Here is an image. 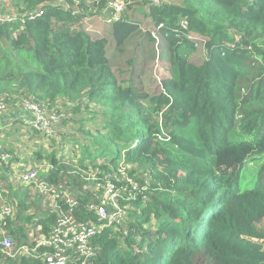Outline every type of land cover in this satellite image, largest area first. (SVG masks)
Returning a JSON list of instances; mask_svg holds the SVG:
<instances>
[{
    "label": "trees",
    "instance_id": "trees-1",
    "mask_svg": "<svg viewBox=\"0 0 264 264\" xmlns=\"http://www.w3.org/2000/svg\"><path fill=\"white\" fill-rule=\"evenodd\" d=\"M50 1L0 0V103L43 104L58 117L57 105L64 108L58 100L83 99L75 112L94 102L102 117L86 118L97 131L80 145L81 157L73 163L55 151L34 152L36 160H46L35 164L39 180L65 193L54 207L39 186L31 202L30 186L11 182V156L2 159L10 152L0 146V190L10 208L0 219V241L11 238L15 249L31 246L29 233L48 234L62 214L79 224L96 221L89 205L98 203V193L91 186L110 174L122 189L128 178L136 184L118 203L134 208L125 207L121 225L91 239L93 257L78 259L71 250L68 264H264V0L131 1L122 19L104 22L112 51L108 39L82 26L90 21L85 16L99 15L110 0H72L65 7ZM139 3L147 5L143 14L151 26L163 24L159 43L164 40L167 48L158 55L166 56L170 76L153 94L140 88L142 71L132 68L137 58L143 67L147 43L154 42L150 30L128 56L127 44L141 30L126 13ZM191 33L206 38L198 66L188 60ZM227 41L236 46L227 47ZM121 57L119 65L130 70L123 82L113 71ZM64 114L62 130L72 120ZM66 198L77 202L72 210L64 206ZM0 264L44 261L0 251Z\"/></svg>",
    "mask_w": 264,
    "mask_h": 264
},
{
    "label": "built area",
    "instance_id": "built-area-1",
    "mask_svg": "<svg viewBox=\"0 0 264 264\" xmlns=\"http://www.w3.org/2000/svg\"><path fill=\"white\" fill-rule=\"evenodd\" d=\"M56 5L65 7L64 4H67L68 1L72 0H51ZM50 1V2H51ZM91 0H88L90 2ZM137 2L138 0H110L106 3V9L102 11L97 16H85L84 19L91 20L93 17L101 18V22L112 23L113 21H118L122 19L123 11L126 6L131 2ZM142 1V0H141ZM140 1V2H141ZM152 3L157 4L158 0H151ZM79 0H75V3L78 4ZM145 7L147 8L146 4ZM73 12L79 11V8L75 5ZM145 8V9H146ZM28 17L30 19L36 17L34 13H29ZM6 19V18H3ZM11 19V18H10ZM184 24L186 22H183ZM163 26L162 23H159L156 26H151L150 33L154 39L156 47L160 46V33L159 30ZM190 38V36H189ZM22 107L32 111V119L27 120V126L29 128H34L39 130L41 133L47 135H52L53 131L49 127V121L53 116H47L46 113L48 110L43 104H36L30 101H25L22 104ZM6 108L5 105L0 103V112ZM50 117V118H49ZM48 125H47V122ZM4 162L10 159V155L5 153L2 155ZM35 168H29V170L18 176L19 182L23 184L34 183L39 186L41 189L48 192L49 196L53 198L52 206H56L57 200L55 199L58 195H65L64 192H55L53 187L52 190H49L47 187L48 182L41 181L38 179L37 171L39 170L37 166ZM77 170V168H76ZM78 172V171H77ZM114 178L110 174L106 178V182L103 184L97 183L94 186H91V189L95 193H98V203L90 204L89 208L96 212L97 218L96 221H93L92 218L88 219L87 222L79 224L71 217L62 214L56 219V223L52 225L48 231V234H42L40 232L38 235L29 233L30 239L34 242L31 246L23 245L20 249H15L13 241L9 237H5L0 241V251L5 252L7 255L14 257L17 251L22 254L33 255L35 257H40L44 261V264H68L69 261H72L71 254L69 252L73 250L72 253L78 254V259L80 258H91L95 255L91 246L89 245L91 239L99 234L104 226H118L121 225L122 218L125 215V206H119V199L122 197L123 191H128L130 195V189L128 187L122 189L117 186L114 181ZM134 188L136 184L131 183ZM129 199V197H127ZM5 201V199H4ZM77 204V202L72 198H66L64 201V206H67L70 210ZM2 207V205H1ZM0 207V208H1ZM111 208V210L108 209ZM10 213L9 206H3L0 209V219L4 218V215ZM36 229L41 230L42 226L37 224ZM44 248L51 250V253L41 252Z\"/></svg>",
    "mask_w": 264,
    "mask_h": 264
},
{
    "label": "rangeland",
    "instance_id": "rangeland-1",
    "mask_svg": "<svg viewBox=\"0 0 264 264\" xmlns=\"http://www.w3.org/2000/svg\"><path fill=\"white\" fill-rule=\"evenodd\" d=\"M147 6V5H146ZM145 3H139L135 5L134 7L131 8L130 13H126L127 17L133 21H135L138 24L140 32L138 34L134 35L128 42L127 47L129 48V57L132 56L133 54L136 53L138 47H136V44L140 42H145V38L143 36L144 31H148L151 29V21L145 17L143 14V9H145ZM130 14V16H129ZM90 22L92 23H98L99 25L97 26L98 31H90L93 34L92 36L94 37H105L108 39V50L112 51L114 49V42L112 39V36L109 34V28L108 26H104L105 23L102 21L101 18L98 17H93L91 18ZM86 30L87 27L82 25ZM191 41L194 43V50L193 52L188 56L189 62L192 64L198 66L200 63H202L203 58H204V40L205 38L198 36L197 34L191 33L190 35ZM147 43V42H146ZM162 47L161 49L166 51V44L163 40V43H161ZM135 48V49H134ZM148 55L146 56V60L144 61L143 67L141 68L139 66V60L138 58L135 61L136 66H132L133 69L136 67L140 69L142 72L140 75H138V84L140 88L144 89L146 92L149 93H157L161 91V85L160 82L165 78L170 76V70H169V65L165 61L166 56L164 58L159 57V50L160 46L156 47L154 42H148L147 43V48H146ZM150 54H153V57H150ZM125 61V57H121L114 62L113 66V71L115 75L117 76L119 82L127 81L129 79V65L123 64L120 66L119 64H122ZM83 101V102H82ZM59 103H63L62 105L64 108H61L60 104L57 106L60 108H57L61 110L60 116H54V114L45 112L47 116H53L51 117L52 119L48 120L49 125L47 122V125L51 128L53 131L52 135H47L45 133H41L40 135L36 132H33L30 128L26 127L25 124H27V120L32 119V111L24 108L22 116L25 118V122L20 123L23 125V129L25 128V131L19 130L18 134L20 138L24 139L25 141H21V147L25 148L27 151H33L36 152L39 147L40 148H46L49 152L55 151L58 155H63L64 161H76L77 158L81 157V150H80V145L85 142L89 138V136H92L97 131V125H95L91 120H86V118L90 116H94L93 121H100L101 120V115L100 114H95L96 112H99L102 108L101 105L98 103H90L87 107H83V112H75L74 107L77 105L80 107L82 103H84L83 99H74V100H67L65 102H61V100H58ZM80 104V105H79ZM96 110V111H95ZM64 111L68 112V116L72 117V120L67 121L66 128H71L74 131V136L76 141H73L72 139H63L60 136V132L62 131L63 123H64ZM96 116V117H95ZM49 117V118H50ZM5 120V119H4ZM5 122H11L9 120H5ZM15 122V121H14ZM7 124V123H6ZM79 126V128H78ZM60 137V140H58ZM44 140L43 143H41ZM41 144V145H40ZM46 144V146L43 147V145ZM60 147H62L64 150H60ZM66 150L67 154L63 153ZM71 151L74 152V157L70 155ZM7 152V151H4ZM30 161H33V163L29 164L28 167L24 170L21 171L20 174H23L29 170V168H35V164H44L46 160H36L34 157V153L31 155V159L27 158V161L25 164L30 163ZM98 164L102 163L103 160L98 159L95 160ZM35 162V163H34ZM78 165V164H77ZM71 166V165H70ZM75 167V166H73ZM72 168V166H71ZM121 168H125L124 165L121 166ZM130 170H136V166L132 164V168ZM78 171V169H77ZM132 183V180L128 178V181L125 183V188L128 187ZM15 186H20V184L17 182H14ZM23 185H28V184H23ZM25 187V186H24ZM23 188V187H22ZM49 190H51L49 188ZM39 194H34V198H32L29 195V200L33 202L35 197ZM0 205L2 207L4 206V197L1 193L0 190ZM57 205V203H56ZM2 207L0 209H2ZM127 209H133L134 207L132 205H126L125 206ZM36 213V212H35ZM204 222V221H203ZM146 226V225H145ZM202 229L204 228V225L201 227ZM44 232H42L43 234Z\"/></svg>",
    "mask_w": 264,
    "mask_h": 264
},
{
    "label": "crops",
    "instance_id": "crops-1",
    "mask_svg": "<svg viewBox=\"0 0 264 264\" xmlns=\"http://www.w3.org/2000/svg\"><path fill=\"white\" fill-rule=\"evenodd\" d=\"M82 25L86 26L87 29L92 32L98 31V28H97V26L99 25L98 23H93V22L91 23L90 21H87V22L83 21ZM23 110L24 108L20 106V103H18V104H11L10 106L6 107L3 111L0 112V146L3 147L4 150H7V152H10L9 155L11 156V159L7 166H10L11 171L8 172V176L11 182L13 183L17 182V185L18 183L23 184L19 182L18 176L20 175L21 171H24L28 167L29 164L33 163V161H30V163L25 164V162L27 161V158L31 159V155L34 153V150L27 151L24 147L22 148L20 144L21 141H25V140L19 137L21 133L18 134V131L19 130L25 131V128L28 127L25 124L26 127L23 129L22 124L23 122H25V118L22 116ZM4 119L9 120L11 122H5ZM19 122L22 124H19ZM61 137H64V139H72L73 141L77 140L75 139L74 131L71 128H66V130H62ZM43 142L44 140L41 143ZM44 146H46V144H44L43 147ZM45 150L47 149L45 148ZM60 150L62 151L64 149L60 147ZM63 153L67 154L66 150ZM72 153L73 151L70 152V155H72ZM58 156L60 157L63 155H58ZM42 182L43 181H41L40 183ZM28 185L31 188V193L34 195V193L37 192V189H36L37 185L34 183H29ZM33 195H32V198H33ZM44 201L45 203L49 202L52 205L53 198L51 196H45Z\"/></svg>",
    "mask_w": 264,
    "mask_h": 264
},
{
    "label": "clouds",
    "instance_id": "clouds-1",
    "mask_svg": "<svg viewBox=\"0 0 264 264\" xmlns=\"http://www.w3.org/2000/svg\"><path fill=\"white\" fill-rule=\"evenodd\" d=\"M123 17V16H122ZM203 38H205V37H203ZM206 39V38H205ZM191 40V39H190ZM235 41H237V44L238 45H240V43H241V37H240V35L239 36H237L236 38H235ZM234 41V43H231L230 41H227V42H225L224 44L227 46V47H229V48H234L236 45V42ZM204 42H205V40H204ZM193 43V42H192ZM155 44V43H154ZM243 44V43H242ZM193 45H194V43H193ZM161 48V47H160ZM247 48H249L248 46H247ZM66 162H68V163H73L74 162V160L73 161H66ZM71 167V166H70ZM71 170H73V168H71ZM77 171V170H76ZM78 173V172H77ZM164 237H165V235H163ZM162 236V237H163ZM178 246V245H177ZM177 246L175 247V249L177 248ZM175 251V250H174Z\"/></svg>",
    "mask_w": 264,
    "mask_h": 264
},
{
    "label": "water",
    "instance_id": "water-1",
    "mask_svg": "<svg viewBox=\"0 0 264 264\" xmlns=\"http://www.w3.org/2000/svg\"><path fill=\"white\" fill-rule=\"evenodd\" d=\"M198 36H201V35H199V34H197ZM201 37H203V36H201ZM52 169V166H50V167H48V170H51ZM38 179H39V177H38ZM41 181V180H40ZM45 193V196H49V194H48V192H44ZM63 195L62 194H60V195H58L55 199L58 201L61 197H62ZM88 220H86L85 222H87ZM107 227H114V226H112V225H110V226H104L103 227V229L99 232V234L102 232V231H104Z\"/></svg>",
    "mask_w": 264,
    "mask_h": 264
},
{
    "label": "bare ground",
    "instance_id": "bare-ground-1",
    "mask_svg": "<svg viewBox=\"0 0 264 264\" xmlns=\"http://www.w3.org/2000/svg\"><path fill=\"white\" fill-rule=\"evenodd\" d=\"M47 235V234H46Z\"/></svg>",
    "mask_w": 264,
    "mask_h": 264
}]
</instances>
